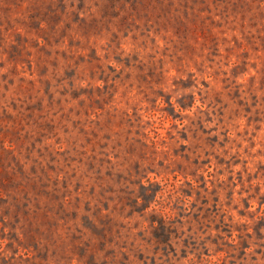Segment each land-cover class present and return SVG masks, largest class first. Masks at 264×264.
I'll return each mask as SVG.
<instances>
[{"label":"rangeland","instance_id":"rangeland-1","mask_svg":"<svg viewBox=\"0 0 264 264\" xmlns=\"http://www.w3.org/2000/svg\"><path fill=\"white\" fill-rule=\"evenodd\" d=\"M0 264H264V0H0Z\"/></svg>","mask_w":264,"mask_h":264}]
</instances>
